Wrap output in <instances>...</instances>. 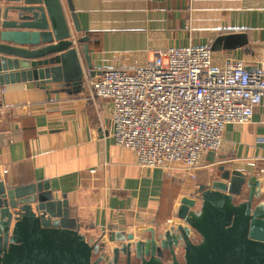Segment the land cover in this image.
I'll use <instances>...</instances> for the list:
<instances>
[{
	"label": "crops",
	"instance_id": "0c3cea01",
	"mask_svg": "<svg viewBox=\"0 0 264 264\" xmlns=\"http://www.w3.org/2000/svg\"><path fill=\"white\" fill-rule=\"evenodd\" d=\"M62 3L82 65L83 43L76 39L87 35L97 70L133 68L152 59L158 47L211 46L219 35L236 32H245L248 43L216 50L222 59L233 56L252 66L262 55L264 0H73L80 32ZM110 112L109 101L87 89L54 92L34 80L1 85L0 180L49 181L66 195L70 215L88 235L111 225L127 231L170 227L181 198L193 196L222 163L259 176L258 201L264 200V103L250 121L226 125L221 148L213 159L204 156L196 177L181 165H138L135 152L116 143Z\"/></svg>",
	"mask_w": 264,
	"mask_h": 264
},
{
	"label": "water",
	"instance_id": "95a60500",
	"mask_svg": "<svg viewBox=\"0 0 264 264\" xmlns=\"http://www.w3.org/2000/svg\"><path fill=\"white\" fill-rule=\"evenodd\" d=\"M66 4L80 32L73 0ZM88 39H76L83 43L84 67L62 0H0V86L34 80L54 92L82 91L85 68L92 75L102 71L92 63ZM247 43L245 32L228 33L211 48ZM215 153L209 151L210 159ZM218 169L193 196L181 198L170 227L127 231L111 225L97 235L81 231L66 195L49 181L0 180V264H264L262 182L223 163Z\"/></svg>",
	"mask_w": 264,
	"mask_h": 264
},
{
	"label": "built area",
	"instance_id": "2783aa9c",
	"mask_svg": "<svg viewBox=\"0 0 264 264\" xmlns=\"http://www.w3.org/2000/svg\"><path fill=\"white\" fill-rule=\"evenodd\" d=\"M84 89L109 101L114 139L138 165H181L196 177L226 125L250 121L264 103V40L252 66L210 45L158 47L142 65L86 71Z\"/></svg>",
	"mask_w": 264,
	"mask_h": 264
},
{
	"label": "rangeland",
	"instance_id": "374dc122",
	"mask_svg": "<svg viewBox=\"0 0 264 264\" xmlns=\"http://www.w3.org/2000/svg\"><path fill=\"white\" fill-rule=\"evenodd\" d=\"M199 169H200V168H199ZM199 169H197V171H198ZM197 171H196V172H197ZM199 173H200V172H199ZM200 174H201V173H200Z\"/></svg>",
	"mask_w": 264,
	"mask_h": 264
}]
</instances>
